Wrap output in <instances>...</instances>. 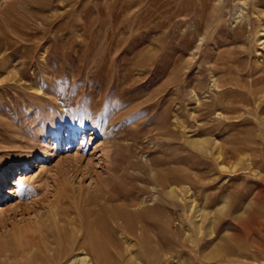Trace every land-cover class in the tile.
<instances>
[{"label":"rangeland","instance_id":"374dc122","mask_svg":"<svg viewBox=\"0 0 264 264\" xmlns=\"http://www.w3.org/2000/svg\"><path fill=\"white\" fill-rule=\"evenodd\" d=\"M261 32L264 0H0L7 242L54 247L104 195L85 245L99 264L128 259L114 221L133 225L135 201L153 239L133 264H264ZM173 178L185 202L163 198Z\"/></svg>","mask_w":264,"mask_h":264},{"label":"bare ground","instance_id":"6f19581e","mask_svg":"<svg viewBox=\"0 0 264 264\" xmlns=\"http://www.w3.org/2000/svg\"><path fill=\"white\" fill-rule=\"evenodd\" d=\"M259 40H260L259 44L264 45V32H261ZM188 141H189L188 142L189 145L194 147L201 154L207 153V151L210 148L208 139L205 137H202V136H200V137L198 136V138H194V137L189 138ZM26 163H22V165L23 164L27 165ZM10 169L11 170L14 169V163L10 166ZM149 169H151V168L149 167ZM22 174H23V172H22ZM176 180H177L176 178H173L172 180H166L162 184H159V186L161 188L162 196H163V198H170V197L176 195L179 197V199L181 201H184L186 197L182 196L180 193H179V195H181V196L178 195V192L182 191V190L178 191V187H177L178 182ZM7 182L8 181L5 179V173L3 171L0 172V184H6ZM0 190H1V187H0ZM114 198H115V196H114ZM108 199L109 198H105V196L103 195V196H101V198L96 200L97 205L89 207L88 205L93 203V202H91V203H88V205H87L88 207L85 206L86 209H83V210L80 209L82 211L79 214V217H78L79 220L77 219L78 223L76 224V227H72V225L74 226V224L72 223V225H71V223H70V225L72 227L71 229H69V230H71V234L68 231L69 235L66 239H64V235L61 234V231H58V234L57 235L55 234L56 239L54 240V242H55L54 247L52 246V244H48V245L44 244L43 247H38L34 242L26 243L27 239H26V237H25L26 235L23 231L22 232L21 231H14L11 234L7 235V237H11V239H13L16 242L15 243L16 245H12L9 242H7L6 235H3L2 233H0L1 234V237H0V264H99L98 259L94 256H91L87 252V250H86L87 248L85 247V245L90 244L89 235H87V232L89 230V225H90L89 218H91L92 215L93 216L97 215L98 212L101 211L100 204L101 205L105 204ZM181 201H179V202L182 203ZM184 202H183V204H184V206H186ZM141 203L142 202L135 201L132 205L133 209L131 211H127L128 214H130V218H131V216H133V217L137 216L133 225L131 224L132 220H130L127 223L114 221V226H115L114 229L119 231V235L122 237V239L125 240V244H126L125 249H126V252L128 254V256H127L128 259L124 262V264H133L138 259L142 258L141 255L139 256L140 251L137 252L138 250L136 251L134 248V246L137 244V243L136 244L134 243L135 240L140 244L139 245L140 250L145 251L146 249H148V242H150L153 239L152 230L149 229L148 227H146V226L152 225V223H153L152 217L149 215V213H148L149 210L147 207H145L143 210H140V211L137 210V208L140 206ZM126 221H127V219H126ZM54 222H55V220H54ZM60 224H61V222H59V225ZM67 224H68V221H67ZM63 225H65V224H63ZM65 226H63V228H65ZM81 226H82V228H81ZM131 228H132V230H130ZM201 229H202V227L199 224L197 226L198 232H200ZM82 230L84 232V235H82L83 240H81L80 245L84 246L85 248L84 249H80V248L74 249V247H72L73 243H75V241L78 242L79 235H81V234H79V235H77V234L80 232L83 233ZM24 231L26 232L28 230L25 229ZM154 237H155V235H154ZM54 238H55V236H54ZM25 239H26V241H25ZM39 242H41V241H39ZM75 245H76V243H75ZM116 248H114V249H116ZM107 253H108V251H107ZM256 253H258V252H256ZM161 262L162 261L157 258V259H151L149 264H161Z\"/></svg>","mask_w":264,"mask_h":264}]
</instances>
